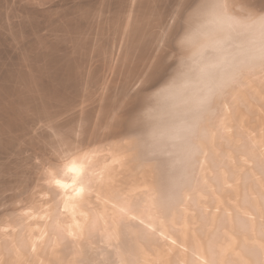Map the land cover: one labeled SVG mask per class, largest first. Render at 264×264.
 <instances>
[{
	"label": "bare ground",
	"instance_id": "bare-ground-1",
	"mask_svg": "<svg viewBox=\"0 0 264 264\" xmlns=\"http://www.w3.org/2000/svg\"><path fill=\"white\" fill-rule=\"evenodd\" d=\"M7 1L0 0V13L4 7L8 9L4 8L6 17L0 16V39L8 41L7 44L11 43L9 48L6 45L9 50H4L7 55L15 53L16 56L18 50L22 51L20 53L26 57L22 56L25 59L23 60L20 55L22 64L18 58L20 63L12 61L17 60L15 54L11 56L13 59L10 57L11 62L22 66L28 62L30 68L25 65L29 68L24 67L25 72L31 67L35 69L23 75L20 74L21 67L18 64L17 68L20 70L16 74L19 72V76L13 74L14 71H9L12 76L10 81L8 69H4L6 74L3 72V75L8 77L6 78L1 73L3 67H0V104L2 101L6 104L4 106L2 103L0 108L2 109V105L5 108L9 105L10 110L17 112V119L13 118L15 114L10 119L12 110L8 112L7 108L3 113L4 108L2 111L0 109V167L9 164L13 159L18 165L13 160L9 167L16 163L13 166L15 172L19 165L20 168H25L26 164L23 163L28 160L37 166L39 163L31 161L30 153L32 156V152L37 151L40 155L41 151L45 155L46 151L43 150L49 148L47 146L52 142H48V138L44 139V136H48L46 126L51 125L52 128H49L48 132L50 134V129H53L57 122L65 125L64 130L66 125H71V128L75 125V133L80 127L79 130L88 135V138L86 135L84 138L89 141H92L89 137L94 141L96 138L99 140L100 134L102 136V132L105 133L107 128L119 130L121 134L125 132L126 137L119 139L120 142L117 139L115 142L108 141L107 145L96 140L97 147L93 146L89 150L90 147L87 151L86 147L84 152L81 150V153H76L62 162L56 160L60 162L56 169L50 164L55 173L49 172L51 169L42 173L39 169L42 164L38 165L39 168L34 165L41 172L36 174L39 176L36 178L40 180L42 191L41 188L38 189L41 191L40 195L38 192L32 191L33 195L30 193L33 197L30 196L32 206L17 207L18 211L14 207L15 211L12 210L10 219L4 221L6 216L0 218V264H264V117L263 121L258 118L264 114L257 116L258 111L264 112V0H174L177 9L174 5V9L172 8L173 0L171 3V0H166L160 4L167 5L169 2L173 9V16H170L173 18L172 28H169L172 30L169 32L164 27L168 28L170 25L163 26L162 21H159L168 19L170 13L165 11L167 16L164 9L155 4L156 0L155 3L154 0H132L131 3L130 0H45V5L48 4L47 7L51 8L50 11L46 7L47 11L42 9L44 0H36L43 2L39 7L41 11L35 7L33 9L34 5H30L32 9H29L27 3L30 0H11L9 3ZM14 3L19 5L15 9ZM37 4L36 2L35 6L38 7ZM167 9L169 10L168 5ZM175 10L177 11L174 12ZM186 10L191 11L182 15ZM48 12L53 15H48ZM153 12H156V17L152 14L155 18L150 22L147 19ZM39 19L42 21H38L40 25L36 21ZM140 23L143 24L139 26ZM161 25L167 32H162L165 35L162 39L154 34L155 27L161 28ZM28 29L36 31L32 32L33 38L27 35L31 40L24 34ZM179 29L181 33H178ZM156 33L159 34V31ZM155 36L166 42L159 47L161 52L158 48V56L153 54L159 46L156 44L160 43L154 39ZM144 37H151L150 43L152 39L156 40V43H152L156 48L154 45L148 48V41H145L146 45L148 43L147 47L143 46L145 43L140 44L143 47L137 46ZM173 39L178 47L176 50L175 46L174 51L179 53H175L174 59L176 56L178 58L176 57L174 67L173 63L170 64L172 68L168 67L171 68L168 75L163 73V66L166 64L161 63L162 56L159 57L158 53L164 54L167 50L169 52V49L173 50L169 48ZM118 41L122 42L126 50L121 44L120 51ZM12 44L20 46L19 49L16 48L17 53ZM115 44L117 48L120 47L119 52L117 48L114 50ZM172 45L174 46V43ZM123 49L129 55L132 54L131 57L126 53L125 59L121 54H125ZM6 53L3 52L5 55ZM44 54L48 56L45 57ZM167 54L169 53L165 56ZM7 55L3 56L4 58L1 56L0 61H9ZM121 56L123 61L128 63L126 65L122 62L127 66L126 68L124 65V70L127 71L128 66L130 67V79L137 84L141 79L144 81L146 78L148 81L152 77L151 81L145 83L151 82L153 86L149 89L153 88L154 92L150 95V100L144 95L147 102L139 107L138 116L132 117L134 119L129 124L127 121L131 119L128 120L127 116L131 117L130 110H134V104V108L129 107L130 114L127 112L129 103L127 104L126 99L123 101L122 98L124 106L121 103L122 109L116 108V112L111 109L115 104H110L114 121L109 124V121H105L107 118L102 119L106 117V111L100 118V112L96 113L95 103L100 94L98 89L104 87L108 90L116 80L115 77H121L122 72V76H125L121 62H118L120 66L117 61L112 63L114 58ZM171 56L173 57V54ZM11 62L9 61V64H12ZM111 63L116 67H123L122 72L118 70L117 74L116 67H112ZM159 66L158 73L156 68ZM153 69L156 70L155 73ZM165 69L167 70V67ZM111 71L117 76L112 78L114 74ZM44 74L52 77L48 76L51 80L47 82L50 83L49 94L47 93L50 104L48 105L46 98L39 97L42 92L38 95L36 92L35 95L39 97V102L42 99L47 103H40L47 106V112L43 111L46 115L42 112L44 115L37 116L29 110L30 114H25L27 119L21 112L24 116L22 118L18 107L25 106L20 110L28 114L26 106L29 108L33 102L36 103L37 97L33 95L32 89V94L29 93V88V92H24L23 86L22 92L20 80L24 83L27 76V80H30ZM107 76L108 79L112 76L110 78L113 82L105 86L103 78ZM119 77L116 80L118 82L119 79V83L122 78H127ZM129 77L127 83L132 81ZM39 79L43 81L46 77ZM108 79L106 78L109 83L111 80ZM162 79H165V82L161 81ZM39 81L41 80L37 83ZM9 82H20L19 88L18 85H11L14 88H10ZM35 82L31 83L33 89L38 88ZM44 83L40 82L39 88H46L47 84L44 86ZM145 83H142V86ZM128 84L132 85L133 82ZM147 86L150 85L142 87L143 92L148 90ZM129 87L132 89V86H128L127 91ZM39 88L36 90L41 91ZM45 88L44 90H47ZM117 88L115 90L120 89ZM63 91L67 93L66 96L62 94ZM124 91L126 93V88L122 92L119 90L121 96L125 94H122ZM137 91H140L139 87ZM23 93L33 95L36 102L34 98L30 97L29 100L21 96ZM142 96L140 94V99ZM19 98L22 99V107ZM106 99L104 98L107 102ZM34 103L31 110L37 107ZM100 104L98 103L99 106ZM98 105L96 106L99 107ZM115 107L121 108L120 104ZM107 112V115L110 114ZM134 112L138 113V110ZM122 113H128L127 116L123 114L127 117L123 119L124 123L120 121L121 117H124ZM4 114L8 115V121H21V117L24 120L22 126V121L20 123L15 120L20 123L17 128L15 124L18 123H8ZM256 118L260 121L254 120ZM25 119L28 120L27 125L29 124L30 128H26ZM44 119L48 125L44 126ZM252 121L261 123H257V126L255 123L252 127L253 123L249 125ZM42 125L47 132L43 127H39ZM104 125V128H107L100 132ZM56 129L59 131L58 125L55 131ZM130 130H133V133L127 134ZM59 133L56 132L53 136H58ZM111 135L104 134L108 137L104 140L110 139ZM20 139L24 145L28 144L22 145L24 148H21L25 149L27 146L31 150L28 149L29 153L27 149L21 151L19 143L20 154L16 153L18 149L16 146L15 150L14 146ZM101 139L103 141V138ZM90 143L95 144L89 142L88 145ZM98 144L102 146L98 147ZM44 155L41 156L42 160ZM20 158L25 162H21L23 160ZM52 161L51 159L50 162ZM30 164L27 163V166L32 165ZM27 170L30 173L23 171L31 175V170L35 172L36 169L27 167ZM13 182V185H10L14 186L17 181ZM20 188H16L17 191L21 192ZM29 191L26 193L29 194Z\"/></svg>",
	"mask_w": 264,
	"mask_h": 264
},
{
	"label": "rangeland",
	"instance_id": "rangeland-1",
	"mask_svg": "<svg viewBox=\"0 0 264 264\" xmlns=\"http://www.w3.org/2000/svg\"><path fill=\"white\" fill-rule=\"evenodd\" d=\"M6 1H7V0H6ZM8 1L11 2V0H8ZM8 1H7V2H8ZM30 1H32V2H30ZM30 1H28L27 5L29 4V6H30V5H32V6L34 5V6H33V7H32V6H30V7L28 6L29 9H32V8H33V9L38 8L37 10L41 11V10L39 9V7H41V6L43 5V6H44V7L42 8L43 10H46V9H48L49 11L51 10V8H48V7H47L48 4L45 5V3H47L45 0H44V1L42 0V1L44 2V4H42L43 2H40V3H39V2H38L39 0H38V1H36V0H30ZM33 1H34V2H33ZM35 1L38 3V4H37L38 7L35 6V5H36V2H35ZM167 1H168V0H167ZM9 2H8V3H9ZM131 2H132V0H130V3H131ZM157 2H159V3H157ZM163 2L165 3L166 0H163V1H162V0H160V1L156 0V3H155V0H154V3L157 4V5L160 7V9H164V12L166 11V12H169V13L171 14V15L169 14V16H168V14L165 12V14H167V16H168V17H167L168 19L165 18L164 20L162 19V20L159 21L160 23H161V21H162L161 24H162L163 26H167V27H168V26L170 25V27H168V28L164 27L165 29H168V30H166V31L169 32V30H172V29H169V28H172V27H171V26H172V23H171V22H173V18H171L170 16H173L172 11H173L174 8L177 9V6H176L177 4H176V2L173 0L174 4L172 3V8H173L174 6H176V7H174V8L172 9V8L170 7L171 4H169V2H168V3H167V5H168V7H169V10H168L166 4H165V5L160 4V3H163ZM171 2H172V0L170 1V3H171ZM17 3H18V2H17ZM14 4H15V3H14ZM18 4H19V3H18ZM18 4H15V6H13V8H14V9L17 8V7L19 6ZM41 4H42V5H41ZM8 5H10V4H8ZM39 5H40V6H39ZM173 5H174V6H173ZM31 7H32V8H31ZM34 7H35V8H34ZM45 7H46V9H45ZM56 7H57V6H56ZM4 8H6V10H8L7 7H4ZM4 8H3V10H1V11L4 12V11H5ZM58 8H60V7H58ZM170 8H171L172 10H171ZM53 9L55 10V9H57V8H53ZM53 9H52V11H53ZM63 9H64V8H63ZM43 10H42V11H43ZM57 10H58V9H57ZM57 10H56V12H57ZM170 10H171V11H170ZM46 11H47V10H46ZM59 11H61V9H60ZM59 11H58V12H59ZM176 11H177V10H175L174 12H176ZM190 11H191V10H186V11H184V12L182 13V15H183V14H187V13L190 12ZM3 12L0 13V16H1V17H2V16L4 17V16L6 15V14L4 15ZM61 12H62V11H61ZM174 12H173V13H174ZM5 13H7V11H6ZM49 13H50L51 15H53L51 12H48V15H49ZM155 13H156V12H155ZM155 13H154V12L151 13V15H149V19H147V20H149L150 22H152L153 18L156 17V14H155ZM44 14H45V12H44ZM152 14H154L155 17H153ZM56 15H57V13H56ZM174 15H175V13H174ZM150 16H152V17H151L152 19H150ZM165 16H166V15H165ZM1 17H0V18H1ZM5 17H6V16H5ZM169 17H170V18H169ZM159 18H160V17H159ZM160 19H161V18H160ZM170 19H171V20H170ZM0 20H1V19H0ZM167 20H169V21H167ZM36 21L38 22V21H41V20L39 19V20H36ZM143 21H144V20H143ZM155 21H156V19H155ZM164 21H165V22H164ZM13 22H14V21H13ZM37 22H36V23H37ZM147 22H148V21H147ZM150 22H148V23L150 24ZM169 22H170V23H169ZM32 23H33V22H32ZM34 23H35V21H34ZM34 23H33V24H34ZM41 23H42V21H41ZM143 23H144V22H143ZM143 23H142V24H143ZM160 23H159L158 25H160ZM38 24L40 25V22H38ZM142 24L140 23L139 26H141ZM39 25H38V26H39ZM42 25H43V24H42ZM145 25H147V24H145ZM158 25H156V26H158ZM162 25H161V28H162V30H163V26H162ZM43 26H45V25H43ZM148 26H149V25H147V27H148ZM29 27L31 28L30 25H29ZM45 27H46V26H45ZM155 28H156L155 31H156V32L159 31V34H157L155 31H154V32H155L154 34H156V36L161 37V39H162V37L165 36V35L163 34V33L166 32L165 29L162 31L161 28H160V26H159V27H155ZM157 28H159V29H157ZM180 29H181V28H180ZM180 29H179V32H178V33H181V30H180ZM29 30H30V31H29ZM34 31H35V30H34ZM34 31H32V29H28V31L25 32L24 34L26 35L27 38H29L28 36H30V35H31L30 37L33 38L34 35L32 34V32H34ZM35 32H36V31H35ZM162 32H163V33H162ZM167 32H166V33H167ZM160 33H162V34H160ZM166 33H165V34H166ZM176 34H177V33H176ZM27 35H28V36H27ZM32 35H33V36H32ZM156 36H155L154 39L159 40L160 43L158 42L159 44H156L157 46H158V45H159V46L157 47L156 52H154L153 54H156V55H157L158 48H159V47H162L163 42H164V44H166V42H165V41H163V42L160 41V38L157 39ZM0 38H1V37H0ZM120 38H121V37H120ZM175 38L177 39L178 37H174V39H175ZM29 39H30V38H29ZM139 39H140V38H139ZM142 39H143V38H141V40H142ZM149 39H151V37L148 38V39H146V38L144 37V39L142 40V42L138 40L140 43L138 42L137 46H139V47L142 46V45H140V44L145 43V41H148V43H150V42H149ZM154 39H152V40L154 41V43H156V42H155L156 40H154ZM174 39H173V40H174ZM3 40H4L3 38L0 39V42H4L5 45H4V43H3V44L0 43V44H1V46H0V50L3 51L4 53H6V52L9 50V49H8V48H9L8 45H10V47H11V43L9 42V43L7 44L6 42H8V41H6V40L3 41ZM30 40H31V39H30ZM152 40H150V41H152ZM173 40H172V41H173ZM143 41H144V42H143ZM153 41H152L149 45H148V43H147L148 48L150 47V45H151V47H152L153 45H154V47L156 46L155 44L152 45ZM166 41H167V40H166ZM118 42H119V41H118ZM118 42H116V43H118ZM173 43H174V46L172 45ZM119 44H120V47H121L122 42H119ZM119 44H118V45H119ZM160 44H161V45H160ZM176 44H177V40H176ZM2 45L5 46V47H3ZM6 45L8 46V48L6 47ZM12 45H14V44H12ZM115 45H116V46H114V50H116V48H117V44H115ZM147 45H146V43L143 44V46H146V47H147ZM14 46H15V45H14ZM143 46H142V47H143ZM172 46H173V47H172ZM175 46H176V45H175V40H174L172 43L169 44V48H172L173 50H170V49L168 48V49H169V52H168V50H167L166 53H169L170 55L167 54V56H165L166 53H164V54L162 53V54H163V55H162V54L160 53L162 50L160 51L161 48H159V51H160V52L158 53V54H160L159 57L162 56L161 59H160V60H161V63L166 64V66H165V65L163 66L164 68L162 67V68L164 69V71H163L164 74H165V72H166V74L169 75V73H170L169 71H171V68L174 67V65H175V63H176L175 60H177V59H176L177 56L175 57V59H174V56H175L177 53H179V52L176 53V50L178 49L177 46H176V50L174 51ZM12 47H13V46H12ZM19 47H20V46H18V47L15 46L14 49H15V52H16V53H17V50L19 49ZM61 47H63V46L61 45ZM120 47L118 46L117 51H118V49H119ZM122 47H123V44H122ZM122 47L120 48V51L122 50ZM151 47H150V48H151ZM2 48H3V50H2ZM16 48H18V49L16 50ZM123 48L126 50L125 47H123ZM144 48H145V47H144ZM148 48H145V49L148 50ZM155 48H156V47H155ZM4 49H5V50L8 49V50H6V52H5ZM22 49H23V48H22ZM124 49H123V50H124ZM140 49H141V48H139V50H140ZM114 50H113V53L116 54ZM125 50H124V52H125ZM139 50H137V52H138ZM149 50H150V49H149ZM1 51H0V52H1ZM117 51H116V52H117ZM153 51H154V49L152 48V52H153ZM3 52H1L2 55L0 54V55L2 56V57L0 56L1 58L6 57V55H7V53H6V55H5V54H3ZM20 52H22V51H19V50H18V54H17V56H16L15 53H9L10 55H7V58H8L9 61L11 62L10 57H11L13 54H15L16 59L18 58V59L20 60L21 57L24 56V55H23L22 53H20ZM118 52H119V51H118ZM118 52H117V55H118ZM171 52H172V53H171ZM19 53H20V54H19ZM126 53L128 54V52H125V54H124L123 52L121 53V54H123V57H124L125 59L127 58V57H126V55H127ZM131 53H133V52H131ZM139 53H140V52H139ZM139 53H138V54H139ZM175 53H176V54H175ZM172 54H173V57L171 56ZM18 55H19V57H18ZM20 55H21V57H20ZM44 55H45V57L48 56L47 54H44ZM117 55H116V57H117ZM119 55H120V54H119ZM119 55H118V56H119ZM128 55H129V54H128ZM131 55H132V54H131ZM131 55H129V56L131 57ZM177 55H178V54H177ZM3 56H4V57H3ZM134 56H136L135 58H137V55H136V54H134ZM157 56H158V55H157ZM163 56H165V57H163ZM12 57H13V56H12ZM12 57H11V58H12ZM24 57H25V56H24ZM24 57H22L23 60H25ZM119 57H120V56H119ZM119 57H118V58H119ZM166 57H168V59H166ZM7 58H5V59H7ZM25 58H26V57H25ZM118 58H116L117 60L114 58V60L112 61V63H113L114 61H117V63H118V62H121V64H122V62H125V60L123 61L122 56H121V58H119V61H118ZM132 58H133V56H132ZM162 58H165V59H164L165 61H164ZM169 58H170V59H169ZM172 58H173V60H172ZM177 58H178V57H177ZM12 59H13V58H12ZM18 59H17V60L14 59V60H12V61L19 62ZM120 59H121V61H120ZM0 60H1V59H0ZM4 61H5L6 63H4ZM9 61L3 60V59H2V61H0V67H1V66L3 67V69H1V71H2V72H1L2 75H3V72L5 71L4 69H6V71H7V69H8V71H7V74L9 75V76H8V77H9L8 80H10V77L12 78V76H10L11 74L9 73V71H14L13 74H16V72H17L18 70H20V68H17L18 64H19L20 62H21V64H22V61H21V60H20V62H19L18 64L16 63L17 65L15 64V62H11L13 65H12V64H9ZM7 62H8V63H7ZM1 63L5 64V66H7V68H4L5 66H4L3 64H1ZM25 63H26V62H25ZM25 63H24V64H25ZM51 63H52V62H51ZM112 63H111V65H112ZM117 63H116V64H117ZM172 63H173V64H172ZM7 64H8L9 66H8ZM113 64H114V63H113ZM118 64H119V63H118ZM118 64H117V65H118ZM125 64L128 65V63H126V62H125ZM125 64H124V63L122 64L123 67H124ZM163 64H162V65H163ZM170 64H172V67H171ZM25 65H27V66L29 67L28 62H27ZM25 65L22 66V65L19 64V66L21 67L20 74H23V75H24L25 73L28 74V73H27V71H28L27 69H29L30 67L28 68V67H26ZM52 65H53V64H52ZM122 65H121V67H122ZM126 65H125V66H126ZM167 65H168V66H167ZM12 66H13L14 69H12ZM30 66H34V65H30ZM113 66L116 67V65H112V67H113ZM119 66H120V64H119ZM133 66H134V65H133ZM2 67H1V68H2ZM8 67H11V68H8ZM22 67H23V68H22ZM24 67L27 68V69H26V70H27L26 72L24 71V70H25ZM112 67H111V68H112ZM123 67H122V68H123ZM156 67H157V65H156ZM166 67H167V70L165 69ZM168 67H171V68L168 69ZM16 68H17V69H16ZM33 68L35 69V67H33ZM33 68L31 67V69H33ZM50 68H52V67H50ZM122 68H120V67H118V66L116 67L118 73H117L116 71H114L113 68H112V70H113L114 72H116L117 74H119V71H118V70H120V72L124 71V75H125V76H122V73H123V72L120 73V76H121V77H119V75L117 76V74H114V72L111 71V73L113 72L114 75H113V77H112V76H110V77L114 78L115 76H117V78H118V77H119V78H122V77H127V78H128V77L130 76V74H129L130 67L128 66V69H127V71L129 70L128 72L125 71V70H126L125 67L123 68V70H122ZM126 68H127V66H126ZM159 68H160V66H159L158 68H156L158 73H159V70H160ZM162 68H161V70H162ZM31 69H30V70H31ZM124 69H125V70H124ZM132 69H134V68H132ZM154 69H155V67H154ZM154 69L152 70V71H154L153 73H155V71H156V70H154ZM158 69H159V70H158ZM15 70H16V71H15ZM30 70H29V71H30ZM121 70H122V71H121ZM172 70H173V69H172ZM6 71H5V72H6ZM21 71H23L24 73H21ZM29 71H28V72H29ZM133 71H134V70H133ZM5 72H4V74H6ZM31 72H32V71H31ZM125 72H127V75H128V74H129V75L127 76ZM157 72H156V73H157ZM168 72H169V73H168ZM1 73H0V74H1ZM18 73H19V72H18ZM18 73H17V74H18ZM41 73H42V71H41ZM43 73H44V71H43ZM130 73H131V71H130ZM158 73H157V74H158ZM17 74H16V75H17ZM144 74H145V73H144ZM144 74H142V77L144 76ZM2 75H0V76L2 77ZM16 75H14V76H15V77H18V76H19V74H18V76H16ZM46 75H47V74L41 75V76H39V78H41V77H42V78H45V77H46V79H47L48 76H49L50 78H52L50 75H47V76H46ZM153 75H154V74H153ZM155 75H156V74H155ZM25 76H27V75H25ZM29 76H30V75H29ZM104 76H105V75H104ZM104 76H103V77H104ZM3 77L8 78L6 75H3ZM23 77H24V76H23ZM110 77H109V79H108V76L105 77V78H103V79L105 80V86H108L109 84L111 85V82H113V81H112L113 79H111ZM147 77H148V76H147ZM149 77H150V76H149ZM39 78H35V77H34V78L30 79V80H27V79H28V76H27L26 78H24V79H25V82H27V83H25V82L23 83L22 80H20V81H21V84H22V85L20 84L21 90H22V86H23V90H24V92H25V91H26V92H29L30 89L34 90L33 95H35L36 92H37V93H36L37 95H38V93L40 94V92H42V93L40 94L41 96L39 95V97L46 98V101H48V105H49V104H50V102H49L50 98H48V97H49V96H48V94H49V92H48L49 90H48V89H50V88H49L48 86H50V85H48V84H50V83H47V82L49 81L50 78H48L47 81H46V79H44V80L42 81V79H39ZM106 78L108 79V81H109V80H111V81L108 83L107 80H106ZM117 78L115 77L114 80H115V79L117 80ZM127 78H125V79H126V83H127V80H128ZM37 79H38V80H41V81H39V83H40V82H41V83H44V82H45V83L43 84L44 86H46V84H47L46 88L42 85V87H44V88L47 89V90H44V88H39V87H41V86H39V85H41V84L37 83V82H38ZM125 79L123 80V78H122L123 81L120 80V81H121L120 83H119V79H118V82L115 80V81H114L115 84H114V83L112 84L113 87H112V85L109 86V88L107 87L108 90L105 89L104 87L100 88V89H102V90L98 89V92L100 91V92H99L100 94H99V93L97 92V90H96L97 94H99L100 96L98 95V99H97V101H96L95 104L98 105V103H99V104L101 103L100 106L98 105L99 107H97V106L95 105V108L97 109V110H96V113H98V111H99L100 114H99V113H98V114H99V116H100V118H101V117H103V115H104L103 112L106 111V112H105V115H104V116H106V117H104V118H102V119L104 120V119H106V118H107V119L109 118L108 120H107V119L105 120L107 123H108V121H109V124H111V123L114 121V118H113L114 116L111 117V115L114 114V113H112V112H116V111H117L116 108H118V109L121 110V109H122V106H124V104H123L124 102L122 103V98H123V101H124V99H126L125 101L127 102V104L129 103V106L127 105V106H128V107H127V109H128L127 112H128V113H129V110L133 107V104H134V106H135V108L133 107L134 110L131 109V110H133V112L130 110V112L132 113V114H131V117L127 116L128 113H125L126 116L128 117V120L131 119V121H127V120H126V121L128 122V124H129V122H132L133 119L136 118V117L138 116V114H139V107L142 106L144 103L147 102V101L145 100V98L147 97V100H148V99L150 100V97H151L150 95L152 94V92H154L153 88H150V89H149V87H152V86H153V85L151 84V82H149V84H146V83H148V81H151V80H152V77L150 78L151 80L148 79V81H147L146 78L143 79L144 81H142V79H141V80H140V81H142L141 83H139L140 81L137 80V81H138L137 84H139L138 86H137L136 83H134V82H136V81H134L133 79H130V77H129V79L132 80V81L129 80L130 82H128V83L133 82L134 85H133V84L130 85V84H128V83L126 84V83H125ZM26 80H27V81H26ZM31 80H32V82H31ZM50 80H51V79H50ZM104 80H103V81H104ZM10 81H11V80H10ZM28 81H30V82H29L30 84L28 83ZM34 81H36V82H35V84H36L35 86H37L39 89H41V91H40V90L37 91L38 88H36V87H35V89H33V84H31V83H33ZM145 81H147V82L145 83ZM161 81L165 82V79H162ZM123 82H124V83H123ZM163 82H162V83H163ZM13 83H14V82H12V83L9 82V86H10V88H12V89L14 88V86H11V85H18L20 82H19L18 84H17V82H15V84H13ZM142 83H145V84H143V86H144V85H150V86H147V87H148V90H149L150 92H149L147 89H146V90H147L148 92H147L146 90H144V92H143V89L146 88V86H145L144 88H142V87H143V86H142ZM162 83H158V84H162ZM26 84H28V85L26 86ZM102 84H103V82H102ZM116 84H117V85H116ZM120 84H121V86H120ZM122 84H123L124 86H123ZM135 84H136V85H135ZM24 85H25V87H24ZM30 85H31V87H29ZM114 85H116V87H118V88H120V89L117 88L118 90H115L116 87H115ZM126 85H127V87H126ZM151 85H152V86H151ZM128 86H132V89H130V87H129L130 90L128 89V91H127ZM154 86H155V85H154ZM157 86H159V85H157ZM157 86L154 87V89H156ZM26 87H27V89H26ZM47 87H48V88H47ZM133 87H134V88H133ZM138 87H139L140 91H137V90H138ZM140 87H141V88H140ZM18 88H19V85H18ZM24 88H25V89H24ZM28 88H29V91H28ZM103 88H104V89H103ZM110 88H111L112 90H113V88H114V91H112ZM125 88H126V93H125V91H124L122 94H124V93H125V94H124L123 96H121L120 93H121V92L123 91V89H125ZM136 88H137V89H136ZM36 89H37V90H36ZM42 89L45 91L46 96H44L45 94H44V92H43ZM63 89H64V88H62V90H63ZM141 89H142V90H141ZM23 90H22V92H23ZM65 90H67V89H65ZM104 90H105V91H109V92L111 91L113 94H112L111 92H110L111 94L108 93V92H105ZM119 90H121V92H119ZM134 90H135V91H134ZM46 91H47V92H46ZM103 91H104V92H103ZM117 91H118V92H117ZM22 92H21V93H22ZM68 92H69V90H68ZM101 92H103V93H101ZM115 92H116V93H115ZM136 92H137V93H136ZM138 92H140L141 96H142V94L144 93L141 99H140V94H139ZM141 92H142V93H141ZM21 93H20V94H21ZM29 93L32 94L31 91H30ZM29 93H28V94H27V93H23L21 96L26 97V98L29 99V100H30L31 98H32V99L34 98V99H33L34 101L37 99V102L35 101L36 103H34V102H33V103L36 104L38 108H37V107H36V109H35V108H32V110H31V107H32V104H33V103H32V100H31L30 103H32V104H31V107H29L30 109L27 108V106H26V109L28 110V112H29V110H30V112H34L35 114H37V116H39V115L42 116V114H43L45 111L47 112V109L45 110V107L47 108V106H44L45 104L47 105V103H45V100H42V99H40V102H39V101H38V100H39V97H37V96L35 95V96L37 97V98L35 99V97H34L33 95L29 96ZM47 93H48V94H47ZM69 93H72V95L74 94V92L71 91V90H70ZM105 93H106V94H105ZM148 93H149V95H147ZM42 94H43V95H42ZM62 94H65V96L67 95V93H66V92L64 93V91H63ZM103 94H104V95H103ZM108 94H109V96H107ZM115 94H116V96H115ZM128 94H129V95H128ZM72 95H71V96H72ZM110 95H112V96H110ZM113 95H114V96H113ZM117 95H119V96H117ZM144 95H146V97H145ZM18 96H19V95H18ZM32 96H33V97H32ZM102 96H103V98H102ZM120 96H121V97H120ZM30 97H31V98H30ZM106 97H107V99H106ZM112 97H113V98H112ZM115 97H116V99H115ZM47 98H48V100H47ZM69 98H70V97H69ZM99 98H100V99H99ZM104 98L107 100V102L104 100ZM117 98H121V100L119 99V100H120V101H119ZM133 98H134V99H133ZM72 99H73V98H72ZM109 99H110V100H109ZM112 99H113V100H112ZM19 100H20L19 102L21 103V100H22V99L19 98ZM41 100H42V101H41ZM68 100H69V99H68ZM111 100L114 101V102L111 103V102H112ZM115 100H116V101H115ZM43 101H44V102H43ZM99 101H100V102H99ZM103 101H104V102H103ZM109 101H110V102H109ZM0 102H1V101H0ZM3 102H4V101H2V103H3ZM42 102L45 103V104H44V105H41V104H43ZM2 103H1V104H2ZM4 103H5V102H4ZM4 103H3V104H4ZM40 103H41V104H40ZM104 103H105L106 105H105ZM117 103H118V105H117ZM121 103H122V106H121ZM130 103H131V105H130ZM138 103H140V104H138ZM141 103H142V104H141ZM1 104H0V106H1ZM39 104H40V107L38 106ZM110 104H111V106H113V104H115L114 107H115V106H119V104H120V107H121V108H119V107H115V108L113 107V108H111V106H109ZM135 104H138V106L135 105ZM104 105L106 106V108L104 107ZM4 106H6V104H4ZM4 106L2 105V109L4 108L3 111H2V109L0 108L1 111H2L3 113H4V110L6 111L7 108L9 109V110L7 109L8 112H10V111L12 110V109L10 110V108L8 107L9 105H8L6 108H5ZM22 106H23V104L21 103L20 107H22ZM33 106L35 107V105H33ZM43 106H44V107H43ZM101 106H102V107H101ZM108 106H109V107H108ZM136 106H137V108H136ZM23 107L25 108V106H23ZM23 107H22V108H23ZM42 107H43V108H42ZM107 107H108V108H107ZM129 107H131V108H129ZM22 108H19V107H18V111H19L20 113L22 112V113L24 114V116H25V114H26V116H28V115L30 114V112H29L28 114H27V112L24 113L25 111L20 110V109H22ZM98 108H99V109H98ZM103 108H105V109H103ZM110 108L112 109V112H110V111H111ZM37 109H38V110H37ZM40 109H41V110H40ZM107 109H108V110H107ZM113 109H114V110H113ZM115 109H116V110H115ZM136 109L138 110V113H137V112H136V113L134 112V111H136ZM33 110H35L36 112H37V111H41V113H40V112H37V113H36V112L33 111ZM100 110H101L102 112H101ZM103 110H104V111H103ZM123 110H124V109H123ZM242 110H243V109H242ZM242 110H241V111H242ZM43 111H44V112H43ZM107 111H109L110 114L107 115V114H106V113H108ZM243 111H244V110H243ZM243 111H242V112H243ZM12 112H16V111H13V110H12V111H11V114H12V115L9 113V114H10V115H9V116H10V119H12V116H13L14 114H15V117L13 116V118H16V119H17V116H16L17 112H16V113H12ZM42 112H43V113H42ZM20 113H18V115H19ZM22 113H21V115L23 116ZM39 113H40V114H39ZM244 113H245V111H244ZM256 113H257V111H256ZM260 113H261V114H260ZM5 114H8V113H5ZM5 114H4V115H5ZM31 114H33V113H31ZM44 114H45V113H44ZM44 114H43V115H44ZM123 114H124V113H122V115H123ZM125 114H124V115H125ZM129 114H130V113H129ZM135 114H136V115H135ZM259 114H260V115H263L264 112H262V111L259 112V111H258L257 116H259ZM21 115H19V116H21ZM45 115H46V114H45ZM101 115H102V116H101ZM124 115H123V116H124ZM6 116H7V118H6ZM19 116H18V117H19ZM22 116H21V117H22ZM24 116H23L22 118H24ZM26 116H25V118H26ZM126 116L121 117V120H120V121H121L122 123L125 122V121H123V119H125ZM134 116H135V117H134ZM257 116H256V117H257ZM21 117H20V120L22 121V123H21V121L15 119L16 121L20 122V123H21V124H20V123L16 122L14 119L11 120V121H10V120L8 121V120H7V119L9 118L8 115H5V116H4V118L6 119V121H8V123H10V122H11V124H12V123L14 124L15 122L18 123V124H15L16 126L14 125L16 128H17V125H18V127H20L19 124L22 126V124H23V122H24V120H23ZM96 117H97V114H96ZM110 117H111V118H110ZM127 117H126V119H127ZM132 117H134V118H132ZM263 117H264V115H263V116H259L258 118H259L260 120H262ZM100 118H97V119L101 121L102 119H100ZM247 118H250V117H247ZM258 118L254 119V120H258ZM5 119H4V120H5ZM18 119H19V118H18ZM26 119H27V118H26ZM26 119H25V121H26V128H27V126L30 128L29 124L27 125L28 120H26ZM45 119H46V118H45ZM45 119H44V120H45ZM110 119H111V120H110ZM250 119L253 120V118H250ZM103 120H102V121H103ZM260 120H258V121H260ZM263 120H264V119H263ZM263 120H262V121H263ZM6 121H5V122H6ZM12 121H13V122H12ZM96 121H97V120H96ZM248 121H249V119H248ZM258 121H257V122L254 121V123H253V121H252L251 123L249 122V123H250L249 125L251 126V124L253 123V124H252V127H254L255 125L257 126ZM43 122H46V124L44 123V126H45V125H48V122H47L46 120L43 121ZM43 122H41V124H43ZM56 122H57V121H56ZM56 122H55V123H56ZM106 122H104V123H106ZM110 122H111V123H110ZM263 122H264V121H263ZM59 123H60V127H59ZM107 123H106V124H107ZM255 123H256V124H255ZM260 123H261V122H259L258 124L260 125ZM13 124H12V125H13ZM38 124H40V123H38ZM38 124H37V126H38ZM41 124H40V125H41ZM50 124H54V123H50ZM61 124H63V123H61V122H57V123L55 124L56 126L58 125V129L60 128L59 131H58L57 129H56L57 131H55L56 126L54 125V126H55V127H54V126L52 125L54 128H53V129H50V130H51V133H50V134H49L48 132H50V131H49V128H52L51 125H50V127H49V125L46 126V127H48V129L45 127L46 130H47L48 132L45 131L43 125H42V126H39L40 128L43 127V130H44L45 132H47L46 135H48V136H46V137L44 136V139L48 138V139H47L48 142H50L49 140L52 141V142H50L51 145L47 146V147H49V148H45V149L43 150V151H46V153H47L48 156L46 155V153H45L46 156H45L44 154H42L43 152H41V151H39L40 155L37 153V151L32 152V156H31V153H30V157H31V158L29 157V154H28V157L31 159V161H34V160H35V162H38L39 164L41 163V164L43 165V166H42V165L39 166V167H41V168H39V167H38L39 164L36 163V164H38V165L36 166L35 163H34V165H35L36 167H38L42 173H43V171H45V170H47V169H51L52 171L49 170V172H51V173H55V170H53L52 168H50V164H51V167L53 166V168L56 169L57 166H58V164H60V162H62V161H64V160H68V158H69V159L72 158L71 156H73V155L75 156L76 153H81V150L84 152L85 150L87 151L88 148H90V147H91V148H90L89 150H91V149L93 148V146H94V147H97V146H96V145H97V144H96L97 142H100V141H101L103 145H107V142H108V141H111V142L114 141V142H115V140L117 139V141L120 142L121 140L119 141V139H122V138H125V137H126V136H125V134H126L125 132H124L125 134L122 133V134H124V135L121 137L122 134L120 133L119 130L116 131V130H113L114 128L109 129V128H107V127H106V128H107V129H106V128H104V127H105V125H104V126L102 127V130H101L100 132H102L103 129H106V132H107V131H108V132H107V133H106V132H105V133L102 132L103 134H102V136H101V134H100L101 137L99 136V140H98V138H96L95 141H94L93 139H91V138L89 137V139L92 140V141H89V140H86V138H84V136H85L86 134H85V132L83 133L81 130H79V129H81L80 127L77 129V131L79 130V132L77 133V131H76V133H75V132H74V130H76V129L74 128L75 125H74L72 128L70 127L71 125H69V127H68V125H66L67 128L64 130V128H65L64 126H65V125L63 124V126H61ZM125 124H126V126H127V123H125ZM254 124H255V125H254ZM263 124H264V123H263ZM263 124H262V125H263ZM24 125H25V124H24ZM102 125H103V124H102ZM259 125H258V126H259ZM263 126H264V125H263ZM61 127H62V129H61ZM63 127H64V128H63ZM76 127H77V125H76ZM69 128H70L71 130H72L73 128H74V129L71 131ZM255 128H257V127H255ZM67 129H68L69 131H67ZM133 129H134V128H133ZM40 130H41V129H40ZM60 130H62L63 132L60 131ZM134 130H135V129H134ZM20 131H22V128H21ZM20 131H19V132H20ZM53 131H54L55 133H54ZM64 131H65V133H64ZM80 131H81V132H80ZM104 131H105V130H104ZM110 131H111L112 133H111ZM113 131H114V132H113ZM132 131H133V130L127 131V134H130V132H132ZM27 132H28V131H27ZM45 132H43V134H44ZM52 132H53V133H52ZM56 132H57V133L60 132L59 135L57 134L58 136H53V134L56 135ZM61 132H62L63 134H62ZM66 132H67V133H66ZM68 132H69V133H68ZM118 132H119V133H118ZM135 132H136V131H135ZM21 133H23V132H21ZM81 133H83V134H81ZM108 133H109L110 135H111V134H113V135H111V138H110V139H106V140H107V141H106V140H104V138H105L106 136H110ZM132 133H133V132H132ZM67 134H68V135L70 134V135L68 136ZM71 134H72V135H71ZM74 134H75V135H74ZM80 134H81V136H80ZM104 134H105L106 136H104ZM114 134H115V135H114ZM117 134H118V135L120 134V135L118 136ZM50 135H52V137H50ZM132 135H133V134H132ZM132 135H131V136H132ZM59 136H60V137H59ZM62 136H63V137H62ZM65 136H66V137H65ZM75 136H76V137H75ZM82 136H83V138H82ZM103 136H104V137H103ZM112 136H113V137H112ZM124 136H125V137H124ZM129 136H130V135H129ZM129 136H127V138H130ZM10 137H11V136H9V140H10ZM38 137H40V136L38 135ZM38 137H36V138H38ZM53 137H54V138L56 137V138L54 139ZM61 137H62V138H61ZM85 137L88 138V135H86ZM40 138H41V137H40ZM58 138H60V139H62V140H60V139H58ZM67 138H68V139H67ZM70 138H71V139H70ZM92 138H95V137H92ZM101 138H103V141H102ZM106 138H108V137H106ZM22 139H23V138H22ZM73 139H74V140H73ZM78 139H81V140H78ZM100 139H101V140H100ZM37 140H38V139H37ZM40 140H41V139H40ZM58 140H59L60 142H59ZM67 140H68V142H67ZM70 140H72L73 142L70 141ZM96 140H97V142H96ZM122 140H123V139H122ZM14 141H15V140H14ZM14 141H13V142H14ZM18 141H19V140H18ZM61 141H62V142H61ZM84 141H85V142H84ZM86 141H87V142H86ZM88 141H89V142H94L95 144L93 145V143H90V144H92V145L89 146L90 144L88 145V143H89ZM117 141H116V142H117ZM20 142H21V139H20ZM20 142H16V143H15V144H17V145L14 146V149L16 150V148H17V149L19 150L18 146L20 145L19 147H20V150H21V151H22V150L25 151V150L27 149V152H28V149H29V148H28L27 146H26L27 148L25 147V149H22V148H24L23 146L28 145V144H25V145H24L22 142H21V143H20ZM23 142H24V141H23ZM33 142H34V141H33ZM101 142H100V144H101ZM103 142H104V143H103ZM111 142H110V143H111ZM18 143H19V145H18ZM24 143H25V142H24ZM61 143H62V145H61ZM65 143H66V144H65ZM68 143H69V144H68ZM85 143H86L87 145H86ZM110 143H109V144H110ZM55 144H56V145H55ZM83 144H85V145H83ZM100 144H98V147H99V146H102V145H100ZM111 144H112V143H111ZM22 145H23V146H22ZM16 146H17V147H16ZM21 146H22V148H21ZM50 146H51V147H50ZM53 146H54V147H53ZM55 146H56V147H55ZM83 146H85V147H83ZM15 147H16V148H15ZM52 147H53V148H52ZM58 147H59V149H58ZM67 147H68V148H67ZM71 147H72V148H71ZM78 147H79V148L81 147L80 150H79ZM86 147H87V148H86ZM50 148H51V149H50ZM65 148H66V149H65ZM85 148H86V149H85ZM47 149H48V150H47ZM68 149H69V150H68ZM83 149H85V150H83ZM15 150H14V152H15ZM18 150H17L16 153L19 152V154H20V150H19V151H18ZM74 150H75V151H74ZM76 150H77V151H80V152H77ZM29 151H31V150L29 149ZM52 151H53V152H52ZM61 151H63V153H62ZM51 152H52V153H51ZM56 152H57V153H56ZM64 152H65V153H64ZM28 153H29V152H28ZM72 153H74V154H72ZM35 154L38 155V156H36ZM41 154L44 155V156L42 157L43 160L41 159V156H42ZM50 154H51V155H50ZM52 154H55V156H53ZM26 155H27V154H26ZM44 157H45V158H44ZM29 158H28V159H29ZM54 158H55V159H54ZM64 158H65V159H64ZM161 158L163 159V158H165V157H161ZM20 159H22V158H20ZM20 159H18V160H20ZM49 159H50V160H49ZM51 159L53 160L52 162H55L54 164H53L52 162H50ZM165 159H166V158H165ZM165 159H164V160H165ZM6 160L8 161V159H6ZM11 160H12V159H11ZM13 160H14V161H13ZM13 160H12L13 162H16V163H17V161H16L15 159H13ZM22 160H23V159H22ZM54 160H55V161H54ZM56 160H58V161L61 160V161L58 162V161H56ZM7 161H6V162H7ZM12 161H11V162H12ZM28 161H29V160H28ZM28 161H27V162H25L24 160L21 161V162H25V163H23V164H26V165H24V167L26 166L25 168H20L21 165H19V166L17 167V165H18V163H17V165H16V167H17V172H15L16 170H15V168L13 167L16 163H15L14 165L12 164V165H13V166H12L13 168H12V167H9V165L11 166V162L8 161V162H9V164H8V163H6V162L4 161L6 164L3 165V167L1 166V167L3 168V170H2L1 167H0V170H2V171H0V177L2 176V178H0V179H1V180H4V181H1V180H0V200H2V201H0V205H1V206H0V210H1V212H0V214H1L0 216H1V217H0V218L3 219L4 216H6V217L3 219L4 221H5V219H7V218L10 219L11 213H13L12 210L15 211V210H14V207H15V209H17V207H18V208H19V207H20V208H24L25 206L28 207V205H29V207L32 206V203H33V202H31V197H32V195H33V192H38V194L40 195V192L42 191V188H41V186H40V184H39L40 180H38V178H36V177H39V176H37V175H39L41 172L38 171L39 169L36 168V167L33 165V163L28 162ZM41 161H42L43 163H42ZM44 161H45V162H44ZM19 162H20V161H19ZM27 163H28V164L31 163L32 165H31V164H30V165H31V166H34V167H31V166H29V165L27 166ZM20 164H22V163H20ZM7 165H8V167H7ZM5 167H7V169H6ZM27 167H28V168H35L37 171L35 170V172H34V170H31V175H28V174H27V172H28ZM4 168H5V169H4ZM18 168H19V169H22V170H18ZM43 168H44V169H43ZM9 169H10V170H9ZM42 169H43V170H42ZM23 170H26L27 172L25 171V172H26V173H25ZM18 171H19V172H18ZM22 171H23V172H22ZM47 171H48V170H47ZM1 172H2V173H1ZM10 172H11V174H10ZM14 172H15V173H14ZM28 173H30V171H29ZM1 174H2V175H1ZM32 174H33V175H32ZM36 174H37V175H36ZM8 175H9V176H8ZM11 175H13V177H12ZM24 175H25V176H24ZM26 175H28V177H29V176H30V177L28 178ZM35 175H36V176H35ZM31 176H32V177H31ZM6 177H7V178H6ZM21 177H23L22 180H21ZM25 177H26V178H25ZM3 178H4V179H3ZM15 178H16V179H15ZM18 178H20L21 182H19L20 180H19ZM24 178H25V181H26V182L23 181ZM7 179H8V180L11 179V180L9 181V183H8V180H7ZM17 179H18V180H17ZM33 179H34V180H33ZM35 179H36V180H35ZM12 180H13V181H17V182H15V185H14V186H15L18 190H19V188L21 187L22 190H23V192H22L21 188H20V190H21V192H20V191H17V189H16L14 186H12L13 183H14ZM27 180H28V181H27ZM11 181H12V182H11ZM22 181H23V183H22ZM36 181H37V182H36ZM2 182H3V183H2ZM5 182L8 183V184H6ZM10 182L12 183V185H10V184H11ZM24 182H25L27 185H26ZM27 182H29V183H27ZM16 183H17V184H18V183L20 184V185L18 184L19 187L16 186V185H17ZM1 184H2V186H1ZM21 184H22V185H21ZM37 184H38V185H37ZM5 185H6L8 188H9V186H10V188H9V189L6 188ZM29 185H30V186H29ZM11 186H12V187H11ZM25 186H26V187L28 186V187L26 188ZM24 187H25V188H24ZM32 187H33V188H32ZM3 188H6V189H3ZM13 188H15L16 190L13 189ZM35 188H36V189H35ZM40 188H41V189H40ZM29 189H30V191H29ZM38 189H40L41 191L38 190ZM10 190H11V191H10ZM24 190H25V191H24ZM36 190H37V191H36ZM28 191H29V194H27ZM32 191H33V192H32ZM4 192H5V193H4ZM13 192H15V193H13ZM17 192H19L20 194H19V193L16 194ZM26 192H27V193H26ZM22 193H23V194H22ZM30 193H31L32 195H31ZM25 194H26V195H25ZM38 194H37V196H38ZM4 195H5V196H4ZM24 195H25V196H24ZM10 196H11V198H10ZM13 196H14V197H13ZM17 196H18V197H17ZM30 196H31V197H30ZM20 197H21V198H20ZM27 197H28V198H27ZM38 197H40V196H38ZM38 197L36 198V200L38 199ZM4 198H6V199H4ZM32 198H33V197H32ZM21 199H22V200H21ZM28 199H29V200H28ZM26 201H27V202H26ZM6 202H7V203H6ZM9 202H10V203H9ZM13 202H14V203H13ZM21 202H22V203H21ZM1 203H2V204H1ZM3 203H4V205L6 204V206H4ZM29 203H31V204H29ZM13 204H14V205H13ZM24 204H25V205H24ZM23 205H24V206H23ZM2 206H3L4 208H3ZM22 206H23V207H22ZM12 207H13V208H12ZM2 209H3V211H2ZM10 209H11V210H10ZM25 209H27V208H25ZM25 209H24L23 211H25ZM4 210H5V212H4ZM6 210H7L8 212H7ZM16 211H18V209H17ZM19 211H20V210H19ZM7 213L9 214V216H8ZM2 215H3V216H2ZM7 216H8V217H7ZM12 216H13V215H12ZM2 219H1V220H2ZM1 220H0V221H1ZM6 221H7V220H6ZM101 264H103V263H101ZM104 264H105V263H104Z\"/></svg>",
	"mask_w": 264,
	"mask_h": 264
}]
</instances>
